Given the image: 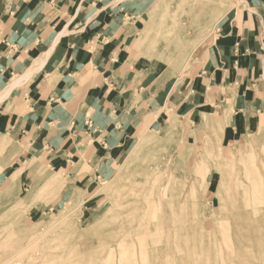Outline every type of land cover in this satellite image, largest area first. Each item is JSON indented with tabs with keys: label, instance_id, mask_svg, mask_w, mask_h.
I'll list each match as a JSON object with an SVG mask.
<instances>
[{
	"label": "crops",
	"instance_id": "0c3cea01",
	"mask_svg": "<svg viewBox=\"0 0 264 264\" xmlns=\"http://www.w3.org/2000/svg\"><path fill=\"white\" fill-rule=\"evenodd\" d=\"M135 1L0 0V94L33 74L0 102V133L64 167L69 185L82 156L95 179L110 175L121 142L158 125L164 108L229 115V142L264 128V0H235L175 91L137 65Z\"/></svg>",
	"mask_w": 264,
	"mask_h": 264
},
{
	"label": "rangeland",
	"instance_id": "374dc122",
	"mask_svg": "<svg viewBox=\"0 0 264 264\" xmlns=\"http://www.w3.org/2000/svg\"><path fill=\"white\" fill-rule=\"evenodd\" d=\"M156 1H135L141 7L137 17L141 30ZM239 4L216 0L207 37L216 35L227 14L220 18L224 10ZM152 15L150 40L143 45L139 29L135 48L141 59L137 65L151 72L155 84L162 88L169 84L175 91L189 77L195 50L190 53L189 43L176 53V40L162 36L169 12L162 8ZM168 45L172 49L165 53ZM184 108H164L158 125L144 127L121 142L125 154L105 178L95 179L82 156L76 164L78 180L72 186L64 167L58 169L39 156L21 155L23 148L0 133V264H124L120 253L110 260L93 242L111 218L119 187L141 167L161 169L175 177L172 193L177 208L168 219L170 244L167 252L155 253L156 261L148 264H264V128L229 142L225 129L229 115L214 116L204 110L194 114ZM144 135L151 138L150 143L138 147ZM227 168L234 170L238 181L249 184L253 177L254 186L260 185L256 191L250 189L249 201L263 213L246 225L257 239L241 253L234 252L233 244L228 248L219 245L223 230L231 228L229 217L240 198V190L231 193L229 189ZM250 169L256 171L251 177Z\"/></svg>",
	"mask_w": 264,
	"mask_h": 264
},
{
	"label": "bare ground",
	"instance_id": "6f19581e",
	"mask_svg": "<svg viewBox=\"0 0 264 264\" xmlns=\"http://www.w3.org/2000/svg\"><path fill=\"white\" fill-rule=\"evenodd\" d=\"M215 2L216 0L156 1L152 7L154 12L162 8L169 12L167 21L163 17L166 22V30H164V35L162 36L167 40H176V44H178L176 53L186 49L189 43L192 44L191 53L207 38V31L211 26L210 20L215 13L213 10ZM230 8H226L220 15V18ZM152 14L148 15L144 27L142 30L140 29L139 41H141V45L147 39L150 40L149 33L151 32V27L149 23L152 20ZM215 21H217V17ZM145 30H147L146 35H144ZM161 32V30L158 31V35ZM171 49L172 47L168 45L164 51L167 53ZM34 71L36 72V70ZM28 73L26 74L28 75ZM26 74L13 77L11 85L9 84L10 87L0 94V102L9 97L11 90L15 86L21 85L26 81ZM180 116H173L172 120L175 121V118L178 119ZM150 139L144 135L141 137V141L138 142V147L150 143ZM128 167L125 168L126 172L129 170ZM219 170L222 172L221 169ZM248 173L251 177L256 174V171L250 169ZM225 175H227L226 179L229 180L228 186L232 191L231 193H237L240 190V198L238 206L235 207L231 217H229L233 220V223L230 224L231 228L228 231L223 230L222 242L219 245L228 248L230 244H233L235 248L234 252L241 253L246 248L248 249L249 245L252 246L254 240L257 239V234L246 225L254 215L261 216V213H263L259 207L253 209L249 201L250 189L254 188L256 191L260 188V185L254 186L256 181L253 177H251L249 184H246L244 181H238L234 176L232 168H227V174ZM225 175L223 176V180ZM174 178V175L166 176L163 174L161 169H147L143 167L139 168L133 176L127 177V182L119 187L120 190L113 201L114 207L112 206L113 211L109 222L98 233L96 241L93 244L98 246L102 252H105V256L110 260L116 252L120 253L124 264H148V262L156 261L157 256L155 253L167 252L170 244L168 219L177 208L172 193V181ZM223 183L224 181H222L221 185ZM218 192L221 193V188ZM222 197L221 202L224 199Z\"/></svg>",
	"mask_w": 264,
	"mask_h": 264
}]
</instances>
